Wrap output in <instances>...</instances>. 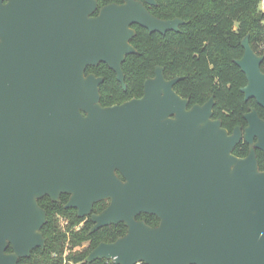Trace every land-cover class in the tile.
<instances>
[{
    "label": "water",
    "instance_id": "1",
    "mask_svg": "<svg viewBox=\"0 0 264 264\" xmlns=\"http://www.w3.org/2000/svg\"><path fill=\"white\" fill-rule=\"evenodd\" d=\"M157 0H0V264H18L46 246L47 212L59 203L91 232L124 224L127 234L100 243L86 262L114 264H264V120L250 108L233 133L214 119L215 98L190 107L165 69L142 97L103 106L106 64L127 88L123 65L137 50V25L179 32ZM235 64L246 101L264 109V56L242 40ZM245 142L249 154L235 156ZM122 176V178L119 176ZM109 202L101 213L95 205ZM155 216L152 227L138 217ZM11 249V252L8 250Z\"/></svg>",
    "mask_w": 264,
    "mask_h": 264
},
{
    "label": "trees",
    "instance_id": "2",
    "mask_svg": "<svg viewBox=\"0 0 264 264\" xmlns=\"http://www.w3.org/2000/svg\"><path fill=\"white\" fill-rule=\"evenodd\" d=\"M110 3L119 4L122 0H99V8ZM260 3L261 0H157V6H147L159 19L181 18L187 23L179 32L166 35L150 33L134 25L136 36L132 44L137 53L128 56L123 65L127 92L106 64L87 70V74L93 73L105 80L101 86V104L112 106L142 97L144 83L155 76V68L160 66L165 69L168 80L182 78L175 91L190 100V107L203 105L214 97V119L221 120L230 132L237 126L242 129L247 126L244 115L250 108L256 109L264 120V109L255 100H245L241 89L247 85V78L235 64L244 55L242 40L247 35L255 52L264 56L260 49L264 42V14L259 10ZM262 69L264 72V63ZM234 154L246 157L249 145L241 142ZM257 156L260 169L264 171V153L257 150ZM68 200L67 195H63L59 203L48 197L40 200V206L47 212V224L43 228L46 246L34 250L18 264H64L66 259L77 264H114L107 260L88 263L86 259L100 243H112L125 236L127 227L118 224L91 232L94 224L90 217L79 218L76 210L66 209ZM108 205L107 201L96 204L94 213H101ZM59 218L70 222L65 233L59 229ZM138 220L152 227L159 225V220L151 215L143 214ZM76 226L81 227L74 230ZM66 243L71 249L84 244L86 247L64 258Z\"/></svg>",
    "mask_w": 264,
    "mask_h": 264
},
{
    "label": "rangeland",
    "instance_id": "3",
    "mask_svg": "<svg viewBox=\"0 0 264 264\" xmlns=\"http://www.w3.org/2000/svg\"><path fill=\"white\" fill-rule=\"evenodd\" d=\"M261 4V3H260ZM260 6V5H259ZM70 222L68 219H65V218H59L58 219V226H59V229L65 233L67 231V228L69 226ZM81 226H76L74 228V230H78ZM69 234V233H67ZM86 247V244H84L82 247H77L75 249H71V246L69 245V243H66L65 245V253H64V258H67L71 253H76L80 250H82V248ZM64 264H77V263H74L72 260L70 259H66L64 261Z\"/></svg>",
    "mask_w": 264,
    "mask_h": 264
},
{
    "label": "flooded vegetation",
    "instance_id": "4",
    "mask_svg": "<svg viewBox=\"0 0 264 264\" xmlns=\"http://www.w3.org/2000/svg\"><path fill=\"white\" fill-rule=\"evenodd\" d=\"M122 3H123V0H122ZM122 3H119V4H122ZM110 4H118V3H110ZM109 5V4H108ZM106 6V5H105ZM104 7V6H103ZM135 38V37H134ZM131 44H132V41H131ZM133 45V44H132ZM158 67V66H157ZM156 69V68H155ZM126 77V76H125ZM103 78V77H102ZM117 78V77H116ZM150 79V78H149ZM118 81V80H117ZM147 81V80H146ZM104 82H105V80H104ZM119 82V81H118ZM125 82H126V79H125ZM104 84V83H103ZM102 84V85H103ZM119 84H121L120 82H119ZM145 84V83H144ZM101 85V86H102ZM126 85H127V83H126ZM121 86L123 87V85L121 84ZM123 90L125 91V92H127L128 91V85H127V88L126 89H124V87H123ZM144 94V93H143ZM132 99H137V98H132ZM132 99H130V100H132ZM130 100H128V101H130ZM125 102H127V101H125ZM236 128V127H235ZM234 128V129H235ZM228 130V129H227ZM229 131V130H228ZM234 131V130H233ZM233 131L232 132H230V134H232L233 133ZM250 151V150H249ZM236 156V155H235ZM248 156V155H247ZM246 156V157H247ZM239 158H241V157H239ZM242 158H245V157H242ZM119 176L122 178V176L119 174ZM158 219V218H157ZM142 221V220H141Z\"/></svg>",
    "mask_w": 264,
    "mask_h": 264
},
{
    "label": "built area",
    "instance_id": "5",
    "mask_svg": "<svg viewBox=\"0 0 264 264\" xmlns=\"http://www.w3.org/2000/svg\"><path fill=\"white\" fill-rule=\"evenodd\" d=\"M259 10L264 14V0H261ZM260 49L264 51V42L260 44Z\"/></svg>",
    "mask_w": 264,
    "mask_h": 264
}]
</instances>
